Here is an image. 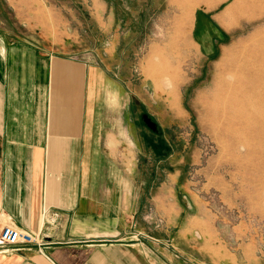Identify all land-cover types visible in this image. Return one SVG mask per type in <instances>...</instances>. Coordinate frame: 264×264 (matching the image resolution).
Instances as JSON below:
<instances>
[{
  "label": "rangeland",
  "instance_id": "374dc122",
  "mask_svg": "<svg viewBox=\"0 0 264 264\" xmlns=\"http://www.w3.org/2000/svg\"><path fill=\"white\" fill-rule=\"evenodd\" d=\"M215 2L230 39L207 55L191 16ZM0 21L59 55L89 54L118 86L129 105L97 101L102 129L129 148L145 195L185 216L187 261L264 264V0H0Z\"/></svg>",
  "mask_w": 264,
  "mask_h": 264
},
{
  "label": "crops",
  "instance_id": "0c3cea01",
  "mask_svg": "<svg viewBox=\"0 0 264 264\" xmlns=\"http://www.w3.org/2000/svg\"><path fill=\"white\" fill-rule=\"evenodd\" d=\"M217 3L191 16L190 39L207 55L230 39L229 9ZM41 42L0 21V227L42 242L0 253V264H205L179 247L195 241L177 228L185 216L170 213L169 198L145 195L129 148L123 154L122 139L102 129L97 101L105 109L108 93L116 111L129 105L118 86L106 87L89 54L59 55Z\"/></svg>",
  "mask_w": 264,
  "mask_h": 264
},
{
  "label": "built area",
  "instance_id": "2783aa9c",
  "mask_svg": "<svg viewBox=\"0 0 264 264\" xmlns=\"http://www.w3.org/2000/svg\"><path fill=\"white\" fill-rule=\"evenodd\" d=\"M57 214L53 213L49 220V224H54ZM34 244L41 247V239L25 230L19 229L12 224H6L0 227V253H8L16 247Z\"/></svg>",
  "mask_w": 264,
  "mask_h": 264
}]
</instances>
